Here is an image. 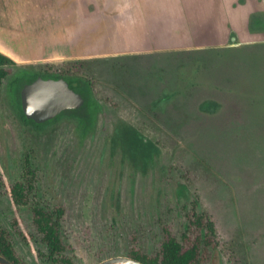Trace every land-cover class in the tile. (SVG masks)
I'll use <instances>...</instances> for the list:
<instances>
[{
  "label": "rangeland",
  "instance_id": "rangeland-1",
  "mask_svg": "<svg viewBox=\"0 0 264 264\" xmlns=\"http://www.w3.org/2000/svg\"><path fill=\"white\" fill-rule=\"evenodd\" d=\"M247 4L259 34L242 28L237 38L87 59L83 78L91 81L98 114L84 136L66 117L39 129L25 125L7 91L23 67L4 80L1 183H15L30 158L38 196L65 208L62 235L73 264L132 250L154 255L165 229L180 239L194 200L217 234L216 247L198 264H264V0ZM205 101L218 108L209 103L202 110ZM123 125L158 150L145 172L112 146ZM0 225L22 264H48L29 207L1 192Z\"/></svg>",
  "mask_w": 264,
  "mask_h": 264
},
{
  "label": "crops",
  "instance_id": "crops-1",
  "mask_svg": "<svg viewBox=\"0 0 264 264\" xmlns=\"http://www.w3.org/2000/svg\"><path fill=\"white\" fill-rule=\"evenodd\" d=\"M247 2L0 0V52L35 64L148 54L203 38H237L242 28L259 34L250 30Z\"/></svg>",
  "mask_w": 264,
  "mask_h": 264
},
{
  "label": "trees",
  "instance_id": "trees-1",
  "mask_svg": "<svg viewBox=\"0 0 264 264\" xmlns=\"http://www.w3.org/2000/svg\"><path fill=\"white\" fill-rule=\"evenodd\" d=\"M243 1L238 0L240 3ZM250 30L257 31V26L250 24ZM87 62L85 59H71L20 66L9 56L0 52V89L4 80L11 74L13 67H23L9 80L7 86L10 103L18 111L21 121L25 125L39 129L66 117L76 123L78 132L83 136L92 128L95 115V110L91 104L89 86L83 78V71ZM37 76L66 79L69 86L83 96V105L78 109L65 110L42 124L26 119L21 110L20 90L24 84L32 82ZM164 96L162 97L164 98ZM160 100L162 99L158 101ZM209 103L214 104V110L218 108L217 103L205 101L201 104V109L209 110L207 108ZM120 129L117 128L116 130ZM123 131L126 133V138L121 142V146L128 152L131 159H135L136 155L140 153V161L147 162L151 160L154 154H157L158 150L150 140L144 141L143 136L136 131L129 135V132L132 131L127 127ZM113 142L116 145L119 143L117 138H114ZM37 179V170L32 167L30 158L26 156L19 179L9 186L4 182L1 183L0 180V192L4 193L14 205L29 207L36 234L46 249L44 258L48 264H73L71 257L67 254V247L62 235L65 208L63 205H54L42 201L38 196ZM187 214L188 224L185 226L180 239L165 229V238L157 253L147 255L139 250H132L129 257L144 264H198L204 261V255L216 247L217 234L214 223L207 213L200 210L197 200L192 202ZM22 236L26 240L32 237V235L25 233H22ZM0 254L13 264H22L15 253L8 231L1 225Z\"/></svg>",
  "mask_w": 264,
  "mask_h": 264
},
{
  "label": "water",
  "instance_id": "water-1",
  "mask_svg": "<svg viewBox=\"0 0 264 264\" xmlns=\"http://www.w3.org/2000/svg\"><path fill=\"white\" fill-rule=\"evenodd\" d=\"M83 103V96L72 89L64 78L37 76L32 82L24 84L20 90V105L25 118L37 124L51 120L65 110L78 109ZM0 264L13 263L0 254ZM98 264L144 263L129 256H116Z\"/></svg>",
  "mask_w": 264,
  "mask_h": 264
},
{
  "label": "flooded vegetation",
  "instance_id": "flooded-vegetation-1",
  "mask_svg": "<svg viewBox=\"0 0 264 264\" xmlns=\"http://www.w3.org/2000/svg\"><path fill=\"white\" fill-rule=\"evenodd\" d=\"M87 84L89 86V90H90V95L92 98V85H91V81L90 80H86ZM165 95V94H164ZM161 98V97H160ZM91 104H92V108L95 110V115H94V124L92 126V128H90L87 132L91 131L94 128L95 125V121L97 119V114H98V104L94 101V99L92 98L91 100ZM158 101V100H157ZM42 124V123H41ZM126 126H118L117 128H121L120 130H116L115 131V138H117V142H119L117 145L114 144V142L112 141V146H117L121 148V151L123 153V157L127 158L129 164H131V166L138 168L140 171L145 172L148 166H151L154 160V157L156 156V154H154V156L151 158V160L147 161V162H141L140 161V153L138 155H136L135 159H131L128 152L125 151V149L121 146V142L126 138V133L123 131V129ZM129 128V130H131L132 132H129V135H132L135 133V129L133 127H127ZM137 132V131H136ZM80 134V132H79ZM81 135V134H80ZM86 135V133H85ZM84 136V135H83ZM121 139V140H120ZM144 141H147L148 139L146 137L143 136ZM156 147V146H155Z\"/></svg>",
  "mask_w": 264,
  "mask_h": 264
}]
</instances>
